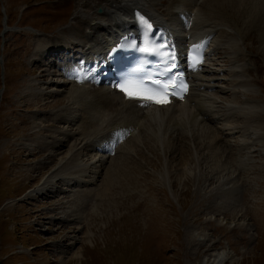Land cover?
I'll use <instances>...</instances> for the list:
<instances>
[{
    "label": "rangeland",
    "instance_id": "rangeland-1",
    "mask_svg": "<svg viewBox=\"0 0 264 264\" xmlns=\"http://www.w3.org/2000/svg\"><path fill=\"white\" fill-rule=\"evenodd\" d=\"M148 1L167 15L161 0ZM98 3L0 0V264H202L223 251L225 264H264V16L248 28L220 10L234 32L223 29L229 46L226 36L214 43L216 87L207 94L217 111L208 105L209 127L200 125L222 149L203 146L189 127L165 142L145 131L102 172L81 158L94 178H51L70 167L83 118L60 122L70 96L55 91L62 78L43 64L40 46L69 38L85 12L99 17ZM52 142L60 144L49 161Z\"/></svg>",
    "mask_w": 264,
    "mask_h": 264
},
{
    "label": "bare ground",
    "instance_id": "bare-ground-1",
    "mask_svg": "<svg viewBox=\"0 0 264 264\" xmlns=\"http://www.w3.org/2000/svg\"><path fill=\"white\" fill-rule=\"evenodd\" d=\"M194 1L195 0H184L178 2L177 0H173L168 10L171 11L173 8H181L185 12L190 13L192 12L194 7ZM219 1L220 0H207L206 7L209 8V10L205 7H203V9L198 8L200 13L197 12L196 16H194V13L192 12L193 14H191V16L194 17V23L190 31L184 30V27L182 26L181 22L178 20L174 12H171L170 18L166 20L167 24L170 28L175 25L177 28L180 29L179 31H176V33L178 34V36L181 37L180 39L182 41L188 40L187 35L192 38V41H195L204 37L205 35L210 36L213 33V30L215 29H219L220 32L221 30H223L220 27L226 26L225 23L227 19L225 17H230V15H223L222 13H220V10H224L225 6L233 13L235 17L240 16L239 21H245V24H247L248 28H250L251 25L254 24V22H257V20L261 19L264 16V0H221L223 1V3L221 4L219 3ZM98 2V6L102 7V9L105 11V14L96 17V15L94 16L88 13L85 14V12L81 18L85 21L82 22L81 26L78 25L80 27H76L71 30L69 34V38L74 40V42L78 44L77 47H79L82 53L86 56H92L96 53L107 51L109 43L115 41V38L119 35V29L124 26H130L132 24L134 11L136 10L144 11L146 14L152 16V18L158 22L162 21L160 19L161 15H158L146 0H98ZM182 3L187 4L188 7L186 8L182 5ZM178 4L179 6H177ZM195 8H197V6H195ZM233 21L237 22L236 20ZM233 32L234 31H232V33ZM221 34H225L224 30L221 32ZM66 36L62 37L60 41L56 40V43L52 44L51 46L42 43L40 47L43 50V52L41 51L43 57L46 56L47 60H52L49 58V56H51L50 52L55 49V46L58 45V43H64L62 45L64 47H69L73 45L67 43L68 39ZM215 42H217V39L215 40ZM69 49L71 48L69 47ZM238 58L240 57H237V59ZM235 64V69L236 67L240 66L238 64V60H236ZM46 66L48 68L51 67L47 62ZM238 69H242L241 66ZM235 72L239 74L238 70H235ZM214 73L215 72L212 71L210 68H206L205 73L195 75L193 81L194 89L192 91V94L188 97L184 104H177L175 106H169L167 108H156L153 110L144 111L136 109L133 104L124 103L121 96L103 87L88 88L84 86H78L74 83H67L63 79L56 80V82L54 83L56 87H54L56 89H59L55 91H59L62 94L64 93V91H67L70 96V106L63 110L61 109V111L63 113H68L69 109L72 107L75 109H73L74 111H77L79 109L81 116L84 120L82 124L78 127V134H76V137L74 136L75 138H73L74 140L72 143L74 145H72L71 147V155L66 162V165L70 167L65 168L64 166H61L60 170H56V172L52 175L51 178L56 181L68 178V182L70 183L74 180H79L80 182H82L83 179H88L89 177L92 179L93 174H90L87 171V168H81V158L87 157H89L88 162H90V167L94 169L98 168L100 169V172H102V170L106 167V162L109 160L113 161L115 159L112 158L113 160L109 159L106 161L107 158H105L103 155L99 156V154L97 153V148L94 147L93 144L96 143V145H98L97 147L100 148V144L105 141L104 139L109 133L113 132L119 127L124 126H131L133 128V134H131L130 137V139L132 140L140 138L141 134L147 131V134L150 137L157 138V140H159L158 138H160L163 142H165V139L167 137L169 138L170 134L173 133L174 135L175 132L179 129L183 130L189 127L186 131H191V133L195 134V138H200L201 142L203 143V146H206V144L208 143L210 145L208 147L214 151L222 149L221 146L216 143L215 137L213 136L211 130L208 128L209 126L207 125V123L210 122V119L207 116L209 113L207 111L208 105H215L216 103H214L211 99V96H208V94L205 92L209 89L214 88L210 85L211 82L209 83L206 77H212L214 76ZM45 85L47 86L49 84ZM203 87H205L204 92L201 91ZM44 88L45 86H42L43 90H45ZM41 90L38 89V91ZM209 109L212 110V107L209 106ZM212 111L214 112V110ZM54 116L56 115L54 114ZM59 119L62 120H60L61 123L64 122L63 117H60V115ZM66 121L72 122V119L70 118ZM201 121L206 123L208 127L204 123L200 125ZM197 127L198 129L195 130V128ZM234 129L236 128H233V130ZM171 130L174 131L171 132ZM75 132L76 131L72 133ZM60 135H62V132L60 133ZM217 135L220 136L219 133H217ZM62 136L64 138V134ZM68 140H71L70 137ZM58 142L61 143V137ZM56 143L52 142L50 145L51 148L49 151L51 153H49V158H47V160L49 161H53L56 157V152L54 151V148H57V144H60ZM124 145L125 148L127 145L126 143ZM166 146L168 145L166 144ZM219 153L221 152H218V154L216 155L218 156ZM112 163L115 164L116 160ZM95 170L96 172L99 171L97 169ZM108 175L109 180L106 182L110 184V180L114 182L113 179H111L112 177H114V175H112L111 172ZM229 259L230 256L227 254V252L223 251L222 253H216L211 255L210 257L205 258L203 263L225 264L226 262H228Z\"/></svg>",
    "mask_w": 264,
    "mask_h": 264
},
{
    "label": "snow or ice",
    "instance_id": "snow-or-ice-1",
    "mask_svg": "<svg viewBox=\"0 0 264 264\" xmlns=\"http://www.w3.org/2000/svg\"><path fill=\"white\" fill-rule=\"evenodd\" d=\"M145 23L147 24V21H145ZM151 27H152L151 24H148V28L151 29ZM143 51H144V54H146V55L156 54V53L149 52L147 49H145ZM168 59L170 61L169 66L174 68L175 67V63H174L175 56H174V54H170ZM120 87H121V91L125 92L126 96H128L129 98H140V99H144V98L151 99L152 98L151 96L144 97L142 95L141 91L134 86H130L128 88H125L124 86L121 85Z\"/></svg>",
    "mask_w": 264,
    "mask_h": 264
}]
</instances>
